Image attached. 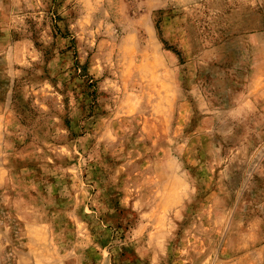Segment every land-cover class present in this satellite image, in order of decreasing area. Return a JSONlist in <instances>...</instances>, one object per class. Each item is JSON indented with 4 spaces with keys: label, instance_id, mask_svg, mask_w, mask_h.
I'll return each instance as SVG.
<instances>
[{
    "label": "rangeland",
    "instance_id": "1",
    "mask_svg": "<svg viewBox=\"0 0 264 264\" xmlns=\"http://www.w3.org/2000/svg\"><path fill=\"white\" fill-rule=\"evenodd\" d=\"M0 264H264V0H0Z\"/></svg>",
    "mask_w": 264,
    "mask_h": 264
}]
</instances>
